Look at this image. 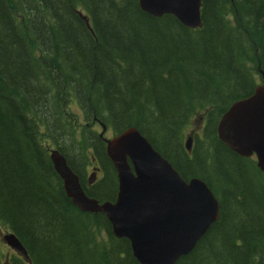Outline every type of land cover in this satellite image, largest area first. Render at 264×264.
<instances>
[{
	"label": "trees",
	"instance_id": "trees-1",
	"mask_svg": "<svg viewBox=\"0 0 264 264\" xmlns=\"http://www.w3.org/2000/svg\"><path fill=\"white\" fill-rule=\"evenodd\" d=\"M202 20L190 29L138 0H0V264L1 228L29 254L9 264H140L103 213L72 203L50 159L59 149L88 196L114 201L117 173L95 118L113 133L137 128L219 199V221L175 264H264V172L217 133L262 80L264 0H203ZM94 166L103 176L87 185Z\"/></svg>",
	"mask_w": 264,
	"mask_h": 264
},
{
	"label": "water",
	"instance_id": "water-1",
	"mask_svg": "<svg viewBox=\"0 0 264 264\" xmlns=\"http://www.w3.org/2000/svg\"><path fill=\"white\" fill-rule=\"evenodd\" d=\"M138 3L154 17L173 15L191 29L203 25V0H138ZM83 18L90 26L87 17ZM259 71L264 80L260 64ZM99 124L100 137L117 172V197L113 202L101 203L88 196L67 158L59 149L51 148L50 159L66 195L82 212L105 214L113 234L129 241L140 264H175L190 254L220 219V201L201 179L186 181L181 177L137 128L128 127L107 139L104 137L107 126L101 121ZM217 132L239 155L250 157L256 153L258 167L264 172V84L231 105L219 120ZM186 147L191 150V138ZM3 238L12 249L28 258L27 250L14 233L9 232Z\"/></svg>",
	"mask_w": 264,
	"mask_h": 264
},
{
	"label": "rangeland",
	"instance_id": "rangeland-1",
	"mask_svg": "<svg viewBox=\"0 0 264 264\" xmlns=\"http://www.w3.org/2000/svg\"><path fill=\"white\" fill-rule=\"evenodd\" d=\"M68 111L69 112H73V113H78V114H80L81 113V111H80V109L77 107V106H75V105H71V106H69L68 107ZM81 117V116H80ZM82 120H85V118H84V116H82ZM194 126H192L191 128H193ZM190 128V129H191ZM195 129L198 131V132H203V130H204V127H203V123H195ZM95 130L98 132V133H100L101 132V127H100V125L98 124V125H95ZM115 135V133H113V131L111 130V129H108V131L105 133V136L107 137V138H111V137H113ZM186 137H187V135H186ZM91 173H92V169H91V171L90 172H88V174H87V179L90 177V175H91ZM103 176V173L102 172H98L97 174H96V179H95V182H96V180H98L99 178H101ZM1 237H2V243H3V245H4V250H5V253L6 254H10L11 256H13V255H19V254H17L13 249H11L9 246H7L5 243V240H4V236L7 234V233H9V231H7V230H4V228H1Z\"/></svg>",
	"mask_w": 264,
	"mask_h": 264
},
{
	"label": "flooded vegetation",
	"instance_id": "flooded-vegetation-1",
	"mask_svg": "<svg viewBox=\"0 0 264 264\" xmlns=\"http://www.w3.org/2000/svg\"><path fill=\"white\" fill-rule=\"evenodd\" d=\"M94 169H99L100 170V168H97L96 166H94ZM94 172L96 173L95 170H94ZM10 256H11L10 254H9V256L7 255V261L8 262L11 260V257Z\"/></svg>",
	"mask_w": 264,
	"mask_h": 264
}]
</instances>
